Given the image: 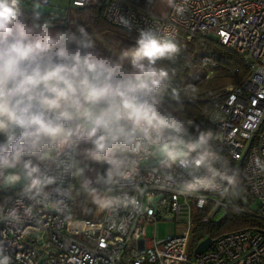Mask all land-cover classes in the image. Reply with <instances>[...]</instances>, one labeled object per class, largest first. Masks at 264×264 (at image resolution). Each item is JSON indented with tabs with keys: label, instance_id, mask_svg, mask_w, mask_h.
Returning a JSON list of instances; mask_svg holds the SVG:
<instances>
[{
	"label": "clouds",
	"instance_id": "obj_1",
	"mask_svg": "<svg viewBox=\"0 0 264 264\" xmlns=\"http://www.w3.org/2000/svg\"><path fill=\"white\" fill-rule=\"evenodd\" d=\"M164 3L182 15L187 0ZM40 18L39 11L25 12L23 0H0V190L27 181L21 194L33 204L23 209L25 216L35 205L49 203L66 211L59 197L71 193L57 188L53 197L47 189L66 174L83 176L79 156L108 165L95 181L108 185L107 192L133 181L141 161L153 157L168 170L164 182L184 194H236L239 170L214 147V132L197 128L191 133L165 107L169 95L180 98L172 87L175 72L159 63L174 61L181 52L174 27L140 29L134 44L115 59L96 47L85 27L54 30L50 20L41 23ZM254 163L264 172L259 156ZM174 168L190 179L175 181ZM55 170L58 175L52 174ZM81 189L102 211L141 208L137 196L108 195L88 178ZM0 219L19 223L21 210L13 207L3 215L0 207ZM0 264H11L3 246Z\"/></svg>",
	"mask_w": 264,
	"mask_h": 264
},
{
	"label": "built area",
	"instance_id": "obj_2",
	"mask_svg": "<svg viewBox=\"0 0 264 264\" xmlns=\"http://www.w3.org/2000/svg\"><path fill=\"white\" fill-rule=\"evenodd\" d=\"M93 1L104 4L107 22L130 32L171 26L176 38L193 42L196 48L205 46L203 39L212 38L240 56L248 74L242 82L225 87L223 101L207 117L215 128L212 143L229 165L239 170L240 184L236 194L227 197L206 190L184 194L176 184L164 182L168 170L157 158L149 157L141 161L133 181L112 185L111 192H107L109 186L104 188L112 196H137L139 210L129 206L115 213L99 210L95 217L75 218L70 211L76 176L66 174L47 189L53 197H57V188L71 193L70 198L59 197L65 200L64 213L49 203L35 205L31 216H25L23 209L33 202L21 194L22 188L2 203L3 215L13 207L21 210L19 223L0 219L4 254L11 257V264H264V225L224 234L196 257L193 250L198 242L191 245L194 217L205 207L202 223L214 220L221 210L224 214L235 210L256 215L264 223V172L254 163L257 156L264 162V0H187L182 15L168 5L162 12L151 7L149 13H141L127 4L129 0H71V5L85 7ZM23 4L30 12L32 5H48L49 0H23ZM180 119L192 133V122ZM171 171L177 182L190 179L182 169ZM52 174L58 175L59 170ZM241 180L256 209L247 208ZM162 219L179 222L186 229L161 239H156L153 231L152 238H146V226H155Z\"/></svg>",
	"mask_w": 264,
	"mask_h": 264
},
{
	"label": "trees",
	"instance_id": "obj_3",
	"mask_svg": "<svg viewBox=\"0 0 264 264\" xmlns=\"http://www.w3.org/2000/svg\"><path fill=\"white\" fill-rule=\"evenodd\" d=\"M30 6L31 2L26 1ZM154 0H129L127 4L134 10L141 13H149ZM29 6V7H30ZM29 16L35 11L41 14L40 22L50 20L54 25V30H75L76 27L83 26L93 35L96 47L107 56L120 59V52L131 47L135 42L136 33L130 32L121 27L107 22L104 18V4L93 1L85 7H75L61 9L57 15L43 12L40 5H32ZM23 7L25 5L23 4ZM30 9V8H29ZM52 19H48V17ZM101 38V39H100ZM181 52L174 61L164 60L162 66L168 67L175 75L172 80V87L179 91V101L166 97V104L169 110L174 111L180 118H185L192 122L191 130L195 134L197 128L211 129L215 134V128L208 122L207 117L224 99L228 84H236L248 74V69L238 54L229 48L219 44L212 38L203 39L204 47L196 48L193 42L183 41L177 38ZM171 89H169V93ZM34 162H38L35 161ZM100 166L99 176H104L108 167L105 163H98ZM84 178L91 179L93 186L103 190L108 185L97 184L96 176L87 168L86 176H81V183ZM27 181L20 185L0 190V206L8 196L23 187ZM81 188V185L80 187ZM78 187L73 190V206L70 216L75 218H92L98 215L97 206ZM241 191L245 198L247 208L256 209L253 199L247 194V185L241 180ZM207 211V207L199 210L194 217L192 229L191 245H195L207 236L216 239L224 234L231 233L246 228H261L264 223L256 216L235 210H227L217 221L200 222V218Z\"/></svg>",
	"mask_w": 264,
	"mask_h": 264
},
{
	"label": "rangeland",
	"instance_id": "obj_4",
	"mask_svg": "<svg viewBox=\"0 0 264 264\" xmlns=\"http://www.w3.org/2000/svg\"><path fill=\"white\" fill-rule=\"evenodd\" d=\"M166 7H167V4L164 3V0H154L153 5H152L153 10H155L156 12H162L163 10H165ZM66 8H69L70 10L73 9V6L71 5V0H49L48 5L40 6V9L43 12L50 13L51 15H57V13L61 9L64 10ZM78 159L80 160L79 167L84 169L83 177L86 176V170H87V168H89L91 170V173L93 172L94 176H96V178H97V176L99 175V169H100L99 164L97 162L87 160L83 156H79ZM22 181H24V180H21V182ZM21 182L19 184H17L16 186L20 185ZM75 182H76L75 187H78L79 190H82L81 188H79L81 185V176H79V177L76 176ZM101 191L105 192V189H103ZM98 210L99 209L97 208V211ZM223 214H224V211L221 210L218 214H216L214 216V221L219 220L223 216ZM184 229H186L185 226H183L179 222H176L174 220L162 219V220H158L156 222L155 226H153V225H147L146 226L145 237L146 238H152L153 231H154L155 238L161 239V238H164V237L169 236V235L179 234Z\"/></svg>",
	"mask_w": 264,
	"mask_h": 264
},
{
	"label": "water",
	"instance_id": "obj_5",
	"mask_svg": "<svg viewBox=\"0 0 264 264\" xmlns=\"http://www.w3.org/2000/svg\"><path fill=\"white\" fill-rule=\"evenodd\" d=\"M213 241L214 239H212L210 236H207L201 241H199L194 247L193 255L196 257L206 251L212 245Z\"/></svg>",
	"mask_w": 264,
	"mask_h": 264
},
{
	"label": "crops",
	"instance_id": "obj_6",
	"mask_svg": "<svg viewBox=\"0 0 264 264\" xmlns=\"http://www.w3.org/2000/svg\"><path fill=\"white\" fill-rule=\"evenodd\" d=\"M81 148L87 147V145L81 144L80 146Z\"/></svg>",
	"mask_w": 264,
	"mask_h": 264
}]
</instances>
